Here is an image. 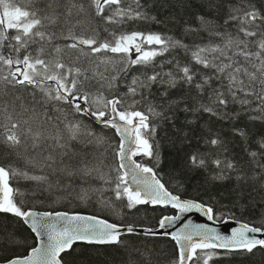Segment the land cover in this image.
I'll use <instances>...</instances> for the list:
<instances>
[{"label": "snow or ice", "instance_id": "1", "mask_svg": "<svg viewBox=\"0 0 264 264\" xmlns=\"http://www.w3.org/2000/svg\"><path fill=\"white\" fill-rule=\"evenodd\" d=\"M147 7L148 0H0V148L8 156L0 162V215L11 214L39 238L38 246L26 247L24 254L8 258L6 264H66L64 254L70 255L78 242L120 245L127 235L170 238L178 246L173 264H209L218 250L252 253L258 246L264 250V225L243 223L228 235L186 220L185 214L197 212L215 223L221 210L203 199L184 198L179 182L174 190L161 182L154 120L166 117L149 100L154 84L175 88L182 81L194 86L198 95L207 92L197 108L185 106L184 111L229 120L255 112L249 120L264 121V14L250 0L239 6L233 3L224 21L233 27L231 32L213 28L200 16L208 42L189 47L161 33L120 27L129 21L155 20ZM82 16L104 27L78 34ZM175 48H183L192 62L207 70L200 80L191 63L170 60L172 70H153L143 78L134 75L126 91L117 94L118 83L127 80L134 67H162L156 57ZM230 105H238L239 111L233 108L229 113ZM29 112L33 115L25 118ZM80 117H91L101 132ZM105 128L119 138L114 146L102 134ZM232 132L248 145L244 151L254 165L252 176L239 171L232 160L206 159L199 153L189 156L186 166L212 165L217 170L213 180L223 182L235 174L238 182L252 180L264 188V135L253 138L248 124H234ZM205 143L221 146L223 141L216 136ZM21 179L34 182L31 195L39 192L37 199L55 195L88 201L96 196L104 207L119 201L125 209L149 206L174 214H161L156 228L138 230L95 215L38 212L31 206V196L14 186ZM94 180L103 183L93 188ZM78 181L89 186L74 187ZM179 222L183 223L177 228Z\"/></svg>", "mask_w": 264, "mask_h": 264}, {"label": "trees", "instance_id": "2", "mask_svg": "<svg viewBox=\"0 0 264 264\" xmlns=\"http://www.w3.org/2000/svg\"><path fill=\"white\" fill-rule=\"evenodd\" d=\"M242 2L246 4L248 0H148L147 12L150 16H154L155 20L129 21L120 27L128 32L161 33L180 40L189 47H194L208 42L207 29L201 27L198 17L204 16L215 29H226L231 32L234 30L233 27L226 25L224 21L228 18L232 4L239 6ZM250 2L264 14V0H250ZM93 26L104 27L98 20L82 16L81 25L76 31L78 34L87 35L88 29ZM108 27L116 28L117 26L109 25ZM189 28L196 31H190ZM103 35L104 33L101 32V36ZM170 60H178L181 64L191 63L193 70L198 71L196 80H200L202 73L207 71L192 62L190 54H186L183 48L171 49L163 56L156 57V61L161 62L162 67L155 69L152 66L134 67L127 80L118 83L117 94L126 91L134 75L143 78V75H151L153 70L163 72L172 70L175 65L168 63ZM165 90L168 95H163ZM204 96H207V92L198 95L194 86L184 84L182 81L178 82L175 88H170L167 84L152 86L149 100L156 105L157 111H162L166 117L154 120L157 125L156 138L160 143L161 160L156 171L170 190L176 189L178 182L183 184L184 187L179 192L184 198L212 202L221 210V213H218L219 220L231 217L253 226H262L264 225V188L259 182L252 180L238 182L235 174H232L229 180L216 181L212 179L217 171L214 166L210 165L206 169H191L186 166L188 157L199 153L206 159L219 157L232 160L237 163L239 171L252 176L254 165L250 163V157L244 151L248 145L242 143L240 138L233 134L232 128L234 124L236 126L248 124L253 138L264 135V121L248 118L257 115L255 112L241 113L240 119L229 120L206 112L184 111L185 106L197 108ZM7 98L6 94L5 99ZM233 108L239 111L238 105H230L227 111L231 113ZM39 112L40 109L37 108V115ZM32 115L30 112L24 113L25 118ZM80 119L95 131L101 132L100 127L92 121L91 117H80ZM38 123V120L34 121V126ZM102 134L112 142L113 146L119 142V138L113 135L111 129H103ZM216 136L223 141L221 146H210L205 143L207 139ZM0 153H3L0 155V162L8 159L7 153L2 148ZM137 159L149 163L146 158L137 157ZM108 162L105 161V163ZM102 183V181L94 180L91 186L99 188ZM16 185L25 192L26 197L31 196V206L39 211L91 214L117 223L146 228H156L157 218L161 214H174L170 209L163 213L159 209L152 211L149 206H138L140 211L125 209L120 206L119 201H113L112 207H104L100 198L96 196L88 201L55 195L51 199H37L39 192L31 195V192L35 191L34 182L21 179L14 182V186ZM77 186L87 188L89 185L78 181V185L74 187ZM15 221L16 218L11 214L0 215V263H6L8 258L24 254L26 247L38 245L35 234L31 233L27 226L21 227ZM122 239L124 243L120 245H89L78 242L73 246L74 251L70 255L64 254L66 264H173L178 255V246L170 238L156 239L141 235H127ZM219 253L209 264H264V250H261L259 246L252 253L244 251L232 253L219 251Z\"/></svg>", "mask_w": 264, "mask_h": 264}, {"label": "water", "instance_id": "3", "mask_svg": "<svg viewBox=\"0 0 264 264\" xmlns=\"http://www.w3.org/2000/svg\"><path fill=\"white\" fill-rule=\"evenodd\" d=\"M161 182H163L162 179H161ZM186 199H188V198H186ZM35 211H38V212H52V211H39V210H35ZM60 212H65V211H60ZM80 214L91 215V214H84V213H80ZM185 215H186V220H190L193 224H208L209 226L216 228L222 234H228V235L231 234V229L238 228L240 226V224L246 223V222L239 221V220L232 219V218H230V219L227 218L228 222L226 224L224 223V220H218L215 223H213L212 221L207 220V218L204 217L201 213H197V212H192V213H188V214H185ZM237 222H239V223H237ZM182 223L183 222H179L176 225V227L177 228L181 227ZM250 226H253V225H250ZM140 228H142V227H137L138 230ZM143 228H146V227H143ZM141 236H143V235H141ZM261 238H264V236H262ZM37 239H39V238H37ZM218 251H224V250H218ZM0 264H6V263H0Z\"/></svg>", "mask_w": 264, "mask_h": 264}]
</instances>
